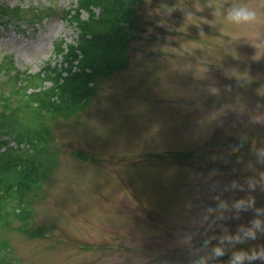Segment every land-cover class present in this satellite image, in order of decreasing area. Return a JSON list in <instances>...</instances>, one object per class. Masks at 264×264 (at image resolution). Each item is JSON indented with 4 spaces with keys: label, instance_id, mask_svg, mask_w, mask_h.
<instances>
[{
    "label": "rangeland",
    "instance_id": "obj_1",
    "mask_svg": "<svg viewBox=\"0 0 264 264\" xmlns=\"http://www.w3.org/2000/svg\"><path fill=\"white\" fill-rule=\"evenodd\" d=\"M78 1L0 0L21 14L0 21V62L63 69L65 42L78 35L66 11ZM230 3L257 15L215 14ZM137 14L127 66L98 76L87 108L50 125L56 165L28 226L3 232L16 264H190L204 239L198 254L264 220V183L250 186L264 181V0H138ZM241 200L252 203L235 207ZM212 202L227 207L202 219ZM222 246L210 264L264 246V232Z\"/></svg>",
    "mask_w": 264,
    "mask_h": 264
},
{
    "label": "trees",
    "instance_id": "obj_2",
    "mask_svg": "<svg viewBox=\"0 0 264 264\" xmlns=\"http://www.w3.org/2000/svg\"><path fill=\"white\" fill-rule=\"evenodd\" d=\"M137 4L138 0H79L74 13L67 10L78 35L76 44L65 42L68 51L61 55L63 69L49 60L43 69L31 72L20 69L12 57L1 60L0 264H16L6 256L10 244L3 232L15 220L28 226L32 198L40 194L56 165L51 123L79 115L97 93L98 76H109L127 66ZM82 11L87 12L86 17ZM19 19V8L0 4V21Z\"/></svg>",
    "mask_w": 264,
    "mask_h": 264
},
{
    "label": "clouds",
    "instance_id": "obj_3",
    "mask_svg": "<svg viewBox=\"0 0 264 264\" xmlns=\"http://www.w3.org/2000/svg\"><path fill=\"white\" fill-rule=\"evenodd\" d=\"M214 12L215 14L224 15L226 19L240 23L253 20L257 12L255 9L237 3H230V4H221L219 6H215ZM257 183H264L261 180H252L250 181V186L255 187ZM252 202L251 201H237L235 207H246L249 206ZM227 207L226 204L220 202L219 204L212 202L209 204L208 209L203 213L202 219H207L209 216L212 215V209L214 208H225ZM213 221L208 222V226L210 227ZM198 227L195 228H188L187 230H183L181 232V238L187 241H192V238L195 236ZM257 230L260 232H264V220L261 218H256L252 222V226L243 228L240 232L233 235H228L226 237L220 238V243L211 247L210 251L204 254H198V248H206L211 238L204 239L201 244L198 246L193 247V255L190 257V264H210V261L214 260L217 257H221L225 255V248L222 246L225 239L228 241H232L233 243L242 242L245 239H255L257 237ZM261 259L264 260V246H260L258 248H253L251 251L247 249H235L232 251L229 264H250V262Z\"/></svg>",
    "mask_w": 264,
    "mask_h": 264
}]
</instances>
